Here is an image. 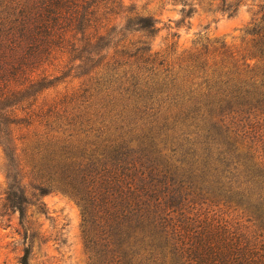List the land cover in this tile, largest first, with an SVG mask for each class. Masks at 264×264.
Segmentation results:
<instances>
[{
    "label": "trees",
    "instance_id": "trees-1",
    "mask_svg": "<svg viewBox=\"0 0 264 264\" xmlns=\"http://www.w3.org/2000/svg\"><path fill=\"white\" fill-rule=\"evenodd\" d=\"M122 1L0 0V217L19 213L29 234L30 202L61 192L82 208L89 264H264V6L248 58L223 48L176 66L125 42L103 64ZM241 3L218 9L232 17ZM58 53L103 65L99 114L39 105Z\"/></svg>",
    "mask_w": 264,
    "mask_h": 264
},
{
    "label": "rangeland",
    "instance_id": "rangeland-1",
    "mask_svg": "<svg viewBox=\"0 0 264 264\" xmlns=\"http://www.w3.org/2000/svg\"><path fill=\"white\" fill-rule=\"evenodd\" d=\"M122 2L123 6L116 10L119 15L111 17L114 28L108 40L101 43L102 50L108 49L109 52L103 64L114 54L116 44H120V50L125 42L128 55L139 56L151 50L147 57L166 60L176 66L188 55L199 52H206L210 60H216L223 48L238 55L239 60L248 58L253 40L251 23L256 20L259 23L262 16L258 14L264 6V0H242L238 12L230 17L218 9L222 0ZM137 17L152 18L156 22L155 32L148 34L140 30ZM75 59L67 53H58L47 62L45 74L51 77L38 88L44 90L39 105L46 108L57 105L68 112L87 110L97 115L110 99L102 93L108 82L99 80L105 74L103 65L95 70L80 62L73 63ZM129 61V66L121 69L128 70L127 73L137 68L134 65L136 59ZM42 72L40 69L35 76ZM8 184L0 148V189ZM30 204L27 206L31 223L29 234L19 226V213L9 211L7 217H0V264H20L26 249L30 252V264H89L79 202L69 194L51 192L38 196ZM36 205L40 206L42 213L37 211Z\"/></svg>",
    "mask_w": 264,
    "mask_h": 264
}]
</instances>
